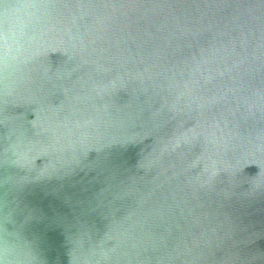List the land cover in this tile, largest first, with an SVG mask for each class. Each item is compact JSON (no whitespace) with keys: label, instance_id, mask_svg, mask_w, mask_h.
Instances as JSON below:
<instances>
[{"label":"water","instance_id":"95a60500","mask_svg":"<svg viewBox=\"0 0 264 264\" xmlns=\"http://www.w3.org/2000/svg\"><path fill=\"white\" fill-rule=\"evenodd\" d=\"M32 2L0 264H264V0Z\"/></svg>","mask_w":264,"mask_h":264},{"label":"clouds","instance_id":"9594fccd","mask_svg":"<svg viewBox=\"0 0 264 264\" xmlns=\"http://www.w3.org/2000/svg\"><path fill=\"white\" fill-rule=\"evenodd\" d=\"M35 9L32 0H20L12 11L0 17V51L6 55L24 56L31 48L39 47V35L27 31Z\"/></svg>","mask_w":264,"mask_h":264}]
</instances>
